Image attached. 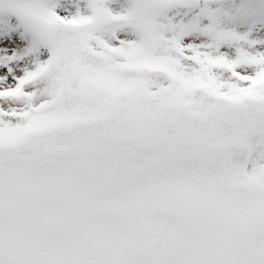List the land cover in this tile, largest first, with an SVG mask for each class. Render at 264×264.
I'll return each mask as SVG.
<instances>
[{
  "label": "snow or ice",
  "instance_id": "1",
  "mask_svg": "<svg viewBox=\"0 0 264 264\" xmlns=\"http://www.w3.org/2000/svg\"><path fill=\"white\" fill-rule=\"evenodd\" d=\"M0 264H264V0H0Z\"/></svg>",
  "mask_w": 264,
  "mask_h": 264
}]
</instances>
